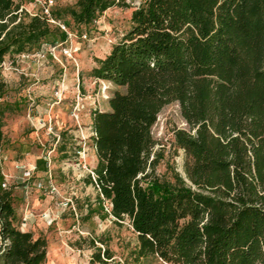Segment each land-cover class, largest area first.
Segmentation results:
<instances>
[{"label": "trees", "instance_id": "16d2710c", "mask_svg": "<svg viewBox=\"0 0 264 264\" xmlns=\"http://www.w3.org/2000/svg\"><path fill=\"white\" fill-rule=\"evenodd\" d=\"M118 3L77 0L65 12L87 26ZM21 5L0 0V98L5 57L29 54L59 27L54 10L23 18ZM130 21L92 70L116 88L109 109L92 112L87 181L115 220L129 219L139 258L264 264V0H143ZM171 102L190 125L174 133L185 176L162 179L151 129ZM3 183L0 172V264H45L46 239L18 227Z\"/></svg>", "mask_w": 264, "mask_h": 264}, {"label": "rangeland", "instance_id": "374dc122", "mask_svg": "<svg viewBox=\"0 0 264 264\" xmlns=\"http://www.w3.org/2000/svg\"><path fill=\"white\" fill-rule=\"evenodd\" d=\"M76 1L22 0L21 5L23 18L52 9L55 23L67 22L70 35L53 24L47 41L62 43L70 56L61 47L48 52L41 45L27 57L6 56L3 63L0 172L13 191L17 225L46 239L45 264H169L136 256L138 239L129 219L115 220L110 203L87 181L97 163L92 112L109 109L116 88L92 70L128 31L131 13L143 0L118 3L87 26L74 24L65 12ZM178 129L190 131V125L179 103L171 102L151 129L162 179H172L174 172L185 176V152L174 139Z\"/></svg>", "mask_w": 264, "mask_h": 264}, {"label": "built area", "instance_id": "2783aa9c", "mask_svg": "<svg viewBox=\"0 0 264 264\" xmlns=\"http://www.w3.org/2000/svg\"><path fill=\"white\" fill-rule=\"evenodd\" d=\"M50 2H52V0H49ZM118 1V0H117ZM121 1H123V2H128V3H130L131 2V0H121ZM45 12L46 13H48V10L47 9H45ZM52 22H54L55 23V21L54 20H52ZM58 24V26L64 31V32H66L68 35H70L71 33H70V31L67 29V25L65 24V23H62V22H60V23H57ZM86 34L83 36V38H86ZM63 44L62 43H56V44H52V43H49V42H45V43H43L42 44V47L45 49V50H47L48 52H50V51H54L56 48H59V47H61V49L63 50V52H64V54H67V55H69L70 56V53H69V50L67 49V47H64V46H62ZM29 54H24V55H22V57H27ZM6 183H3V186L4 187H6ZM38 186H40V187H44V185H42V183H38ZM51 189L52 190H54L55 188H54V186H52L51 187Z\"/></svg>", "mask_w": 264, "mask_h": 264}]
</instances>
